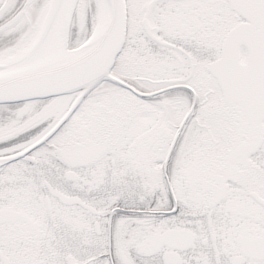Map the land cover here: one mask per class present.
Masks as SVG:
<instances>
[{"label": "snow or ice", "instance_id": "1", "mask_svg": "<svg viewBox=\"0 0 264 264\" xmlns=\"http://www.w3.org/2000/svg\"><path fill=\"white\" fill-rule=\"evenodd\" d=\"M0 264H264V0H0Z\"/></svg>", "mask_w": 264, "mask_h": 264}]
</instances>
